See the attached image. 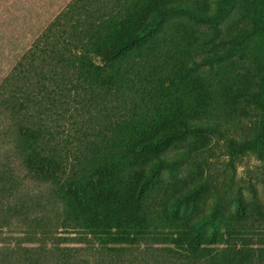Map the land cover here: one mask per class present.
I'll use <instances>...</instances> for the list:
<instances>
[{"label":"trees","instance_id":"16d2710c","mask_svg":"<svg viewBox=\"0 0 264 264\" xmlns=\"http://www.w3.org/2000/svg\"><path fill=\"white\" fill-rule=\"evenodd\" d=\"M192 3L73 0L6 77L0 108L19 116L10 135L25 176L0 177V197L24 203L0 198V264H264L246 208L219 227L194 221L205 182L168 178L192 150H208L237 100L226 76L196 73L219 59L216 36L200 43L195 26L170 21ZM260 107L254 135L230 144L234 156L264 158ZM26 180L59 184L60 212L37 216L16 195Z\"/></svg>","mask_w":264,"mask_h":264},{"label":"rangeland","instance_id":"374dc122","mask_svg":"<svg viewBox=\"0 0 264 264\" xmlns=\"http://www.w3.org/2000/svg\"><path fill=\"white\" fill-rule=\"evenodd\" d=\"M72 1L0 0V88L40 34ZM171 20H183L195 26L200 43L210 38L213 41V35L216 36L215 43L223 47V51L216 54L219 59L213 66H203L196 73L212 79L218 73L226 76L225 87L232 84L230 95L237 100L229 107V114L220 119V132L211 135L210 143L203 146L208 150H192L188 162L168 174V178L191 176L205 182L207 189L189 207L194 221H205L207 225L219 227L229 212H241V207L246 208L249 221L256 225L253 243L255 247L264 248V222L255 208L259 205L264 212V158L250 150L234 156L229 150L233 140L243 141L252 137L262 117L264 0H193L188 7L175 10ZM93 59L98 65L105 64L99 56ZM202 59L203 56L199 60ZM10 114V111L0 108V177L5 175L9 178L11 172L24 177L25 171L15 158V144L10 135L19 116ZM192 139L189 137L173 146H189ZM59 188L60 185L55 183L46 185L26 180L16 195L24 202L33 201L37 216L54 215L62 208ZM0 198L7 206L24 204L15 201L13 196ZM4 231L5 236L12 235L8 228ZM57 235L79 237L78 233L64 228H60Z\"/></svg>","mask_w":264,"mask_h":264}]
</instances>
